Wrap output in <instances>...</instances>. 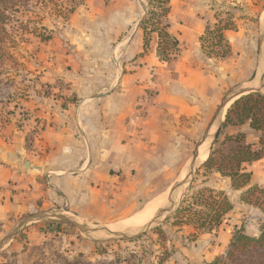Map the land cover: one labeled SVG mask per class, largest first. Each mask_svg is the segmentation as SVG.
Wrapping results in <instances>:
<instances>
[{"label":"crops","instance_id":"obj_1","mask_svg":"<svg viewBox=\"0 0 264 264\" xmlns=\"http://www.w3.org/2000/svg\"><path fill=\"white\" fill-rule=\"evenodd\" d=\"M223 1L229 0H170L167 29L178 40V54L167 61L158 54L157 32L144 46L140 22L146 0H111L109 5L86 0L87 12L78 9L66 19L65 28L61 26L43 50L37 83L19 93L24 99L13 97L8 110H0V241L24 214L76 213L78 206L105 209L103 200H109L112 190L123 189L129 169L136 167L139 174L145 162L157 163L160 155L165 156L167 152L159 151L174 140L170 133L177 119L209 114L206 111L218 99L223 80L195 63L188 66L184 54L198 55L200 39L207 28L215 26L216 8ZM232 2L239 6L233 15L238 26L223 33L227 41L233 39L239 45L240 37L250 31L252 17L264 20V0ZM86 27L93 28L96 39L101 40L95 51L123 54V67L130 72L116 78L113 88L84 96L76 103L72 97L80 91V78L65 70L69 66L80 69L89 62L85 55L91 47L78 39L80 29ZM164 66L172 68L176 77L161 85L150 115L137 121L135 104L148 85V75L163 72ZM35 84L51 85L53 91L40 95L32 88ZM20 107L29 113L22 116ZM36 126H41L37 137L27 142V134ZM229 128L233 133L245 132L249 143L258 142V132L249 124ZM26 227L27 233L37 230L32 224ZM30 245L20 233L10 238L0 249V264L27 255Z\"/></svg>","mask_w":264,"mask_h":264},{"label":"rangeland","instance_id":"obj_2","mask_svg":"<svg viewBox=\"0 0 264 264\" xmlns=\"http://www.w3.org/2000/svg\"><path fill=\"white\" fill-rule=\"evenodd\" d=\"M85 1L30 0L20 2L8 9L10 20L0 51V110H8V104L12 102L10 99L13 97L16 101L18 98L24 99L25 97L20 96L19 93L23 94L32 83H37L45 46L54 39L55 32L65 28V21L72 13L77 12L78 9L79 13L87 12L88 4ZM100 1V4L109 5L111 0ZM232 1H223L217 6L215 23L223 21L229 29L235 30L238 25H235L233 15L237 13L239 6L233 4ZM148 8L146 0L145 14ZM256 15H258V10ZM262 18L264 19V15ZM252 19L253 22L249 23L250 31L240 37L239 45L233 39L226 40L227 47L224 51L227 53L224 57L218 50L219 48H212L209 43H204L201 39V49L197 56L194 53L184 54L188 66H193L195 63L194 66L204 69L207 74L223 80V86L216 94L218 99L215 98L209 111H206L209 114L177 119L170 133L174 140L170 141L167 149L159 151L168 154L162 157L160 155L157 163L146 164L145 162L140 166L139 174H136L138 173L136 167L129 169L127 174L129 180L123 189L112 190L109 200H103L106 204L105 209L91 208L89 210L78 206L76 213L63 212L77 219L81 225L99 230L87 234L79 227L58 222L55 218L47 217L37 220L30 223L36 226V232L27 233L24 231L25 228L19 232L22 238H28L31 242L25 250L27 255L17 257L9 264H18V262L19 264H209L216 257L226 255L232 235L236 230L241 228L250 235L259 234L264 214L259 208L241 202L240 196L245 188L234 190L229 178L207 171L204 167V163L214 149H227L230 146L228 144L221 146L226 135L231 133L230 128L222 129V126L234 101L226 104L223 110L225 115L221 118L220 113L224 102L235 90H244L253 86L260 67H262L263 74L260 85L263 88L258 91L264 93V20L260 22L257 17H252ZM86 28L85 30L79 28L82 32L78 33V39L81 43L91 47V51L85 55L89 62L80 69L72 70L69 66L68 70H65L73 71L76 77L80 78V84H78L80 91L74 93L75 97L70 96L76 103L83 100L84 96L95 94L99 90L104 93L113 88L116 78L125 72H130L129 69L126 71L123 67L122 61H125L123 54L95 51L96 45L101 44V40L96 39V31H93V28ZM48 35L50 40L44 41L43 37ZM169 54L170 60L178 52L172 50ZM169 66H164V71L159 74L148 75V85L142 89L141 96L135 104L137 121L145 120L150 115L154 99L161 93V85L167 84L169 79H175L176 75L173 76V69ZM50 87L52 86L40 87L35 84L32 88L40 95H49L50 90L53 91ZM207 96L212 97L211 94ZM18 103H15V107H18ZM22 108H19V114L23 116L29 113V111H22ZM220 121H222L221 135L216 142L217 137H212ZM39 127H34L35 129L33 128L27 134V142L37 137ZM198 145H206L208 148L206 160L196 162L193 174L188 179L189 182L181 185L174 192L172 202L168 201L167 198L172 188L189 175V168ZM219 155L220 153L216 152V157ZM246 167L252 173L250 185H264V158ZM204 186L226 192L234 208L226 214L220 228L194 237V229L188 226H174L172 222L183 199L192 190ZM158 195L165 196L168 201L166 205L171 207L172 212L170 210L160 216L157 221L149 222L150 224L141 227H117L141 212L145 204ZM74 207L71 206V208ZM57 212H62V210H57ZM34 214L37 213L22 215L17 219V223ZM106 228L112 233L106 232ZM157 229L162 230L163 234L157 232ZM121 233L132 236L141 234L137 238L127 239L121 236ZM100 235L102 238H99ZM162 258L164 261L161 263Z\"/></svg>","mask_w":264,"mask_h":264},{"label":"trees","instance_id":"obj_3","mask_svg":"<svg viewBox=\"0 0 264 264\" xmlns=\"http://www.w3.org/2000/svg\"><path fill=\"white\" fill-rule=\"evenodd\" d=\"M30 0H0V51L3 37L5 38L9 24V10L20 2ZM38 1V0H37ZM149 8L140 22L144 33L145 48L148 46L151 35L157 32L159 36L158 54L161 60L170 58L169 51H178V40L167 29V18L170 13V0H147ZM224 29L228 25L216 23L213 28H207L201 40L210 43V47H218L222 57L227 53L223 43ZM44 41L50 36L43 37ZM175 54V53H174ZM249 124L259 133L258 142L249 143L243 131L229 133L221 142V146L230 145L227 149H214L204 167L207 171L219 173L231 180L234 190H245L240 196L243 203L259 208L264 214V185H250L252 173L247 164H252L264 158V93L251 92L242 95L229 108L222 129L231 126ZM221 135L218 134L216 142ZM219 152V157H216ZM234 208L233 202L226 192L219 191L210 186L192 190L182 201L181 206L174 215V226H188L194 229V237L219 227L226 216ZM157 232L163 234L160 229ZM165 258V257H164ZM160 259V262L164 261ZM209 264H264V219H262L259 234L250 235L244 229L236 230L231 238L225 256L216 257Z\"/></svg>","mask_w":264,"mask_h":264},{"label":"water","instance_id":"obj_4","mask_svg":"<svg viewBox=\"0 0 264 264\" xmlns=\"http://www.w3.org/2000/svg\"><path fill=\"white\" fill-rule=\"evenodd\" d=\"M262 75H263L262 74V67H260V69L257 71V74L255 76V80H254V85L253 86H251L249 88H246L244 90H241V89L240 90H235V92L232 93L231 97L229 99H227L224 102V105L222 106V111L220 113V117L221 118H223V115H225L223 110H224V108H225V106H226V104L228 102H231V101L235 102L242 95H245V94H248V93H251V92H258V90L260 88H263V86L260 85L261 84ZM221 126H222V121H220V123L218 124L217 130H216L215 134L213 135V138H216L218 136ZM208 134H209V131H208L207 135ZM205 137L207 138V136H205ZM200 146L201 145H198L197 148H196V154L194 155L193 161L191 162V166L189 168V175L181 183L176 184L172 188L170 196L168 198V201L172 202V196H173L174 192L177 191L180 188L181 185L189 182L188 179L193 174L194 166H195L196 162L199 161ZM26 165L28 167H30V163L29 162H27ZM31 167L33 169H35V170L38 169V167H35V166H31ZM170 210H171L170 206H168V205L163 206L162 208L159 209V211L157 212L156 216L153 218V220L150 223H152L154 221H157L160 216H162L164 213L169 212ZM47 217L55 218L58 222L75 225L76 227H79L82 231L86 232L87 234L94 233V232L99 230V229H93V228H91L90 226H87V225L83 226V225H81V223L77 219H75V218H73V217H71V216H69V215H67V214H65L63 212H57V211L40 212V213L34 214L33 216H31V217H29L27 219H24L23 221L17 223L16 226L11 230V232L0 241V249L3 248V246L7 243V241L10 238H12L15 235H17L28 224H30L32 222H35L37 220H41V219L47 218ZM105 230L108 233H112L111 230H109L107 228ZM143 232H145V231H143ZM140 234L141 233H139L138 235L132 236V235H128L126 233H121V236H123V237H125L127 239H133V238H137Z\"/></svg>","mask_w":264,"mask_h":264},{"label":"bare ground","instance_id":"obj_5","mask_svg":"<svg viewBox=\"0 0 264 264\" xmlns=\"http://www.w3.org/2000/svg\"><path fill=\"white\" fill-rule=\"evenodd\" d=\"M215 131V130H214ZM213 138V137H212ZM209 142V141H208ZM207 144V143H206ZM211 145V144H210ZM209 147V146H208ZM208 156V148L206 145H202L199 150V160L205 161ZM200 164V163H199ZM181 183V182H180ZM169 191V189H168ZM169 193V192H168ZM179 193V192H177ZM175 194V193H174ZM168 199V198H167ZM167 200L165 196L163 195H158L155 197L153 200H150L145 204V208L141 211L133 215L130 220L127 222L123 223L122 226H117V227H123V226H133V227H141L153 220V218L156 216L157 212L159 211L160 208L165 206L167 204ZM172 212V210H171ZM128 227V228H129ZM126 228V227H125ZM121 229V228H120ZM132 229V228H131ZM135 229V228H134ZM127 230V229H126ZM115 231V230H114ZM137 231V229H136ZM117 232V231H116ZM96 234V233H95ZM92 236V235H91ZM101 236V235H100ZM93 237V236H92ZM97 237V235H96ZM95 238V237H94ZM99 238H102L99 237Z\"/></svg>","mask_w":264,"mask_h":264},{"label":"built area","instance_id":"obj_6","mask_svg":"<svg viewBox=\"0 0 264 264\" xmlns=\"http://www.w3.org/2000/svg\"><path fill=\"white\" fill-rule=\"evenodd\" d=\"M223 24H225V22H221V25H223ZM225 30V29H224ZM223 43L225 44V46L227 47V41H226V39H225V37H224V39H223ZM210 44V43H209ZM217 47V46H216ZM215 47V48H216ZM218 48V47H217Z\"/></svg>","mask_w":264,"mask_h":264}]
</instances>
